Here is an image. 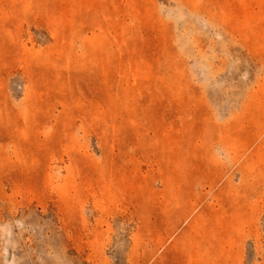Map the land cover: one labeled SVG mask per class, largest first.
Segmentation results:
<instances>
[{
    "label": "rangeland",
    "instance_id": "obj_1",
    "mask_svg": "<svg viewBox=\"0 0 264 264\" xmlns=\"http://www.w3.org/2000/svg\"><path fill=\"white\" fill-rule=\"evenodd\" d=\"M0 264H264V0H0Z\"/></svg>",
    "mask_w": 264,
    "mask_h": 264
}]
</instances>
